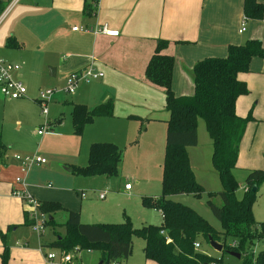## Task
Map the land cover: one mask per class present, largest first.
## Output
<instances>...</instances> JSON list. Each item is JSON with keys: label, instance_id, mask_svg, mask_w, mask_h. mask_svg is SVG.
I'll list each match as a JSON object with an SVG mask.
<instances>
[{"label": "crops", "instance_id": "obj_1", "mask_svg": "<svg viewBox=\"0 0 264 264\" xmlns=\"http://www.w3.org/2000/svg\"><path fill=\"white\" fill-rule=\"evenodd\" d=\"M256 1L263 5L261 18L245 17L244 0H97L94 6H90L89 11L84 7V0H10L1 12L0 21L3 20L0 27L3 23L5 25L0 33V59L18 66L15 76L20 81L21 75L27 69L36 75L47 72V77L56 78L62 83V87H53L57 92L52 97L65 93L61 89L67 75L72 71L82 70L90 65L95 72L102 73L99 78L79 83L74 95L72 94L67 101L70 118L73 103L83 104L88 109L100 103H112V114L93 117L89 125H92L94 130L85 132L84 138H81L82 148L83 144L86 148L81 154L86 156V160L79 166H84L87 163L91 143L112 142L120 147L121 135L116 129L117 124L109 121L135 115L128 109L127 100L131 102L128 96L133 93L146 98L150 92H162L144 75L145 66L154 51L157 39L168 41L163 53L173 58L171 80L173 93L190 94L193 92L191 68L195 62L208 57H224L229 45L242 44L247 39H259L264 46V0ZM242 23L244 30L241 31ZM102 24H106L111 33L101 34L72 29L74 26L95 28ZM9 38L18 46L7 48L6 41ZM33 61L37 65L34 69L31 68ZM51 72L54 75H49ZM238 78L247 84L249 93L237 99L235 105L237 115L241 116L239 112L241 106L252 105L254 118L264 120V56L253 57L248 71L238 74ZM57 98L66 100L63 99L64 95ZM42 116L50 126V130L39 135L42 151H45L43 144L58 137L74 144L80 139V136L71 133L72 124L69 127L66 121L61 119L55 124H52L53 122L50 124L48 117ZM166 117L167 115L160 120L164 127ZM142 119L145 121V118ZM60 123L65 131L62 129L58 131L59 126L54 128L53 125ZM43 124L40 123L39 127ZM96 127L100 129L97 131ZM2 143L7 149V144L4 141ZM68 159V155L62 156V162ZM2 162L3 164L0 165V254L4 242L9 246L8 264H26L29 261L28 253L34 254L40 264L42 261L38 253H42L45 259L43 251L38 249L36 253L29 249L36 244L27 246L28 241L22 240L15 245L10 240L12 232L20 225L30 226L31 223L30 216L25 212L26 200L19 197L16 192H26L47 202L54 201L46 198L60 199L62 202L56 203L59 205L63 203L65 206L61 205L62 208L57 211L63 212L65 218L66 210H78L80 222L99 223L82 220L80 218L83 214L82 207H77L70 194L64 195L61 192L46 190L45 188H52L50 183H47L45 188H38L37 181H33V176L30 175L32 168L25 172L26 169L23 170L21 164L20 167L16 163L10 165L8 157H3ZM67 164L73 163L70 161ZM51 166L55 167V163H51L50 159L44 169H49ZM65 168H70L71 171ZM72 168L70 165L63 166L67 172H72ZM18 174L23 177L20 181L22 185L15 182V176ZM108 178L110 177L104 175L83 177L82 183L87 188L100 190L98 198L104 199L106 189L101 190L99 188L101 185L93 187L90 183L96 181L99 184L106 183ZM126 183L128 182L124 185ZM124 185L123 189L128 194L131 185L130 189H125ZM75 192L79 193L80 199L88 198L85 188L75 189ZM81 193H84V196H81ZM100 193H104L103 198L99 197ZM122 220L123 216L121 220L112 223ZM62 223V221L58 224L54 222L53 225L62 229Z\"/></svg>", "mask_w": 264, "mask_h": 264}, {"label": "trees", "instance_id": "obj_2", "mask_svg": "<svg viewBox=\"0 0 264 264\" xmlns=\"http://www.w3.org/2000/svg\"><path fill=\"white\" fill-rule=\"evenodd\" d=\"M84 7L90 10L97 0H84ZM0 1V14L2 12ZM244 15L249 18H261L263 5L256 0H244ZM168 41L157 39L154 51L149 58L144 75L164 95V110L167 113L164 135V159L161 165V193L157 197L143 196V206L156 210L160 217L159 225L147 224L139 228L132 226L127 215L117 223L80 222L77 211L66 210L64 236H58L54 244L67 251L74 246L92 249L98 245L100 257L97 264H120L131 251L130 238L141 237L145 242L144 259L156 264H208L207 255L195 249L193 243L198 237L207 240L211 236L222 244L224 251L243 252V264H264V249L255 255L252 247L255 242L264 239V222L254 219L252 204L255 193L264 183V169H249L244 179V194L236 199L234 192L237 181L233 170L236 168L239 144L247 120L236 113L235 105L240 96L247 95V84L238 78V74L247 72L253 57L264 56V46L259 39H247L242 44H231L224 57H208L195 62L191 68L193 92L175 95L171 89L173 58L164 54ZM18 46L13 39L6 41L7 48ZM71 111L73 132L81 134L84 124L95 116L112 114V103L104 102L88 109L83 104L73 103ZM135 117L144 121L139 116ZM199 119L203 121L211 143V161L222 185L217 194L222 204L217 206L210 200L207 205L213 216L219 221L216 230L194 209L173 200L181 194L199 197L204 188L195 179L189 164L188 148L198 142L197 128ZM6 146L0 139V161ZM122 149L112 142H93L88 149L87 163L77 167L83 177L117 174L122 160ZM73 171L75 168H72ZM256 187L253 191L252 188ZM209 196L213 194L208 193ZM43 212L48 213V223L54 224V213L61 209L56 202L42 201ZM27 219V217H26ZM68 226V227H67ZM231 237L232 246L226 244ZM3 240V234L1 235ZM8 246L3 242L0 264H7ZM220 264V261H215Z\"/></svg>", "mask_w": 264, "mask_h": 264}, {"label": "rangeland", "instance_id": "obj_3", "mask_svg": "<svg viewBox=\"0 0 264 264\" xmlns=\"http://www.w3.org/2000/svg\"><path fill=\"white\" fill-rule=\"evenodd\" d=\"M10 0H2V11L8 5ZM2 14V13H1ZM0 14V18L1 17ZM3 20V19H2ZM0 21V23L2 22ZM0 27L1 29L4 27ZM35 61L32 62L31 68H35ZM23 73V70H22ZM44 72L42 75H36L31 70L27 69L20 77L25 86L26 93L24 97L18 99H7L0 94V136L8 148L4 152L3 157H8L9 164H17L20 167V161L15 156H40L45 159L44 164L36 162L27 166L26 171L31 169L30 175L32 180L37 181L38 188H45L47 183L52 186L51 189L61 192L62 194H70L76 202L77 207H82V220L99 223H112L122 219L123 215H128L133 227H141L147 224L161 223L159 213L150 208L143 206L141 197H157L161 193V165L164 159V134L165 127L162 121L163 116L167 115L164 111L163 94L160 91L150 92L146 98L136 94H131L127 100L129 111L145 121H139L135 117H127L125 119L111 120L110 123H116V129L120 132L119 146L123 149V159L118 166L116 175L107 179L106 183L99 184L97 181L90 183L93 187L98 185L101 190L106 189L105 198L99 199L98 193L100 190L87 188L83 185V176L76 171L79 165L85 163L86 156L81 152L86 151L82 148V139L87 131H93L94 127L89 125L91 121L84 124L80 139L74 144L73 142H65L64 139L58 137L51 142L43 144L41 149L40 136L37 135V129L40 123H44L45 119L42 116V110L37 98L41 91L52 89L53 87H62L56 78H49ZM77 89V88H76ZM76 91V90H75ZM74 91V92H75ZM73 92V93H74ZM73 93H59L52 97L46 105L47 114L50 124L57 123L58 119L66 121L67 126H71V118L69 114V107L67 101ZM64 95L66 100L57 98ZM74 95V94H73ZM244 118L250 117L247 120L244 133L242 135L239 151L237 156L236 168L233 170V175L237 181V187L234 192L236 199H241L244 194V179L249 169H264V120H257L252 115V105L246 107L241 106L239 111ZM134 115V116H135ZM158 119V120H157ZM63 123V122H62ZM114 123V124H115ZM57 130L65 131L62 124L53 125ZM51 126V127H53ZM87 126V129L85 127ZM98 127L96 130L98 131ZM50 132V131H49ZM73 132V126L71 133ZM74 133V132H73ZM75 134V133H74ZM77 136V134H75ZM189 164L194 172L195 179L204 188V192L199 197H194L191 194H181L173 197L174 201L183 203L194 209L198 214L205 218L216 230L220 229L219 221L213 216L208 205L207 200L213 204L220 206L222 204L221 197L217 192L221 191L222 185L219 180L218 174L213 167L211 161L212 147L205 130L203 121L199 119L198 128V143L196 146L188 149ZM68 155L69 159L62 162V156ZM2 157V158H3ZM55 163V167L51 166L49 169H44L48 162ZM73 164H67L68 162ZM3 164L2 159L0 165ZM70 165L75 168L72 172H67L63 166ZM16 178L23 179L21 174L15 176ZM14 177V178H15ZM15 178V180H16ZM84 180V179H83ZM17 182V181H15ZM63 182V183H61ZM128 182L131 185V190L128 194L125 193L123 185ZM17 184L22 185L20 182ZM85 188L88 198L80 199L79 193L75 189ZM66 189V190H64ZM211 192L213 195L209 196ZM38 206L35 209L37 213L42 210L40 203L44 200L38 199ZM44 199V198H43ZM49 201L62 202L60 199L46 198ZM81 201V202H80ZM64 207L65 205L61 203ZM25 212L27 215L31 213L34 208L26 203ZM78 211V210H77ZM47 215L48 213L45 212ZM252 213L254 219L264 222V183H261L255 193L254 202L252 204ZM54 222L58 224L59 221L64 222L65 215L63 212L56 211ZM48 221V220H47ZM62 225V229L57 225L46 223L44 231L39 234L26 225H20L17 230L12 232L10 240L16 245L17 242L22 240L28 241L27 246L29 249L38 253V249L47 253H54L58 256L63 251L61 247L55 245L53 241L58 237H62L66 233V225ZM68 227V226H67ZM131 251L125 260H121L120 264H156L147 262L144 259L143 249L145 247L144 240L136 235L131 236ZM46 242L44 244L42 242ZM200 243L199 251L207 255L205 262L208 264H215V261H220V264H243L244 253L240 252L241 257L237 258L224 249L217 251L213 249L208 240L204 237H198L197 241ZM234 240L231 237L226 239L227 245H232ZM98 245L93 246L92 249H82L79 252H74L72 248L68 249L66 253L73 255V262L75 264H97L100 257ZM232 246H238L232 245ZM9 248V246H8ZM264 249V239L255 242L252 247V253L255 255L260 250ZM41 254V255H40ZM38 253L41 257L42 264H54L55 261L44 259L42 253ZM29 261L26 264H40L34 254L28 253ZM44 255V256H45ZM9 259V256H8ZM8 264V261H7Z\"/></svg>", "mask_w": 264, "mask_h": 264}, {"label": "built area", "instance_id": "obj_4", "mask_svg": "<svg viewBox=\"0 0 264 264\" xmlns=\"http://www.w3.org/2000/svg\"><path fill=\"white\" fill-rule=\"evenodd\" d=\"M245 19V18H244ZM242 23L241 31L244 30ZM73 30L77 31H83V32H93V33H101V34H109L111 33L108 29L106 24H102L100 26H96L95 28H89V27H77L74 26L72 28ZM18 69V66L13 64L10 61H7L5 59H0V94L4 97L11 98V99H18L25 96L26 89L24 84L15 76V71ZM102 76V73L95 72L94 69L89 65L82 70L72 71L70 72L64 82V86L61 90H63L65 93H73L76 88L78 87L79 83L81 82H87L91 79H96ZM57 92V89H47L44 91H41L37 101L40 104L42 114L46 117L47 114V102L52 98L53 94ZM48 122L45 120L44 124L38 128L37 134L42 135L47 130H50ZM15 158L20 161L21 168L25 170L28 165H30L33 162L44 164L46 161L45 159L41 158L40 156L30 157V156H15ZM17 182H20L21 179L17 178ZM125 189H130V184L126 183L124 185ZM16 194L21 197L22 199H25L29 205H31L34 210L29 213L30 216V227L33 231L42 234L44 231V228L46 226L48 216L45 212L41 211L40 213H37L35 209L38 206V201L31 196L30 194L26 192H16ZM81 196H84V193H81ZM104 193H100L99 197L103 198ZM193 246L195 249H198L200 247L199 242H194ZM74 252H79L82 250L78 246H74L72 248ZM90 250V249H87ZM67 252V251H66ZM65 251H62L60 255L58 256V260H56L57 255L54 253H47L45 255V258L49 261H55L54 264H75L73 262V255L66 253ZM79 264V263H78Z\"/></svg>", "mask_w": 264, "mask_h": 264}, {"label": "water", "instance_id": "obj_5", "mask_svg": "<svg viewBox=\"0 0 264 264\" xmlns=\"http://www.w3.org/2000/svg\"><path fill=\"white\" fill-rule=\"evenodd\" d=\"M49 70H54V68H49ZM49 75H54V73H49ZM65 170L67 171H71L70 168H65ZM256 189V187H253L252 190L254 191ZM207 240L210 244V246L217 250V251H222L223 250V246L222 244L218 243L217 241H215L211 236H208L207 237ZM227 253L237 257V258H240L241 257V254L239 252H236V251H227Z\"/></svg>", "mask_w": 264, "mask_h": 264}]
</instances>
